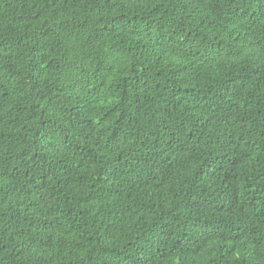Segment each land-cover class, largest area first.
<instances>
[{"label":"trees","instance_id":"trees-1","mask_svg":"<svg viewBox=\"0 0 264 264\" xmlns=\"http://www.w3.org/2000/svg\"><path fill=\"white\" fill-rule=\"evenodd\" d=\"M0 264H264V0H0Z\"/></svg>","mask_w":264,"mask_h":264}]
</instances>
